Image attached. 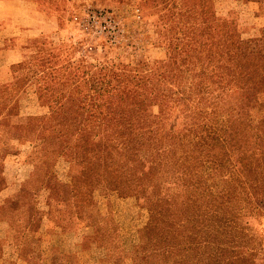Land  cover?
<instances>
[{
  "label": "trees",
  "instance_id": "trees-1",
  "mask_svg": "<svg viewBox=\"0 0 264 264\" xmlns=\"http://www.w3.org/2000/svg\"><path fill=\"white\" fill-rule=\"evenodd\" d=\"M0 1L7 11L16 0ZM20 1L31 5V0ZM151 1L160 5L168 71L158 72L152 63L128 68L111 58L100 64L75 61L65 42L38 36L36 50L29 54L31 65L16 72L13 85L5 87V95H16L26 84H34L38 98L49 108L46 115L38 116L34 127L7 128L32 143L31 151L42 158L37 170L43 174L33 190L28 191L25 183L21 192L13 185L0 192L7 238L12 239L16 221L25 222L24 216L14 218L15 209L27 211V223L39 218L37 193L42 190L47 192L49 214L62 218L63 211L68 215L63 218L67 224L73 222L76 212L80 222L91 225L107 217L99 210L95 189L132 194L136 184L129 166L142 160L167 164L188 159L185 179L189 194L183 199V208L169 227L157 231L153 241L133 251L138 262L264 264V230L241 222L243 216L261 214L264 178L248 182L235 160V153L251 144L258 145L264 159L261 28L246 27L244 31L227 16L232 26L220 35L210 26L215 0ZM19 25L27 35L32 33L27 24ZM221 48L229 58L215 65L214 57ZM56 85L61 87L55 90ZM223 87L253 104L254 114L247 118L245 130L215 97ZM146 112L157 114L159 132L149 120L133 130L122 127L126 118L139 119ZM52 126L65 127V137H47ZM61 156L70 162L67 181L60 180L54 169V161ZM22 195L30 201L18 203ZM0 227L6 231V223L0 221Z\"/></svg>",
  "mask_w": 264,
  "mask_h": 264
},
{
  "label": "rangeland",
  "instance_id": "rangeland-1",
  "mask_svg": "<svg viewBox=\"0 0 264 264\" xmlns=\"http://www.w3.org/2000/svg\"><path fill=\"white\" fill-rule=\"evenodd\" d=\"M220 1L215 0L210 24L218 34L224 35L231 28V22L227 21L230 16L242 30L260 27L259 34L264 35V0ZM27 3L16 0L7 11L0 4V192L9 185L21 192L25 183L30 191L43 180L42 172L37 170L42 158L35 157L32 143L19 136L17 130L7 128L34 127L38 116L46 115L49 108L38 98L34 84H26L16 95L4 94L5 87L13 85L16 72L31 65L29 54L36 50L34 44L38 36L56 43L65 42L75 61L84 59L100 64L101 60L111 58L128 68L152 63L161 73L168 71L170 65L167 45L161 35L163 25L157 1L31 0L30 4H35L36 9ZM91 12H105L111 16L113 25L106 31L96 26L98 23L92 25L88 20ZM99 20L104 21V18ZM21 22L32 30L30 35L22 31ZM12 27L14 32H11ZM228 58L221 48L214 57V64ZM59 87L53 86L55 90ZM215 97L231 110L238 126L245 130L247 118L254 114L253 104L248 99L238 98L228 87L215 92ZM146 120L159 132L158 116L153 112L143 113L139 119L128 117L122 127L133 130ZM66 132L65 127L52 126L46 135L50 139L63 138ZM43 160H46L44 156ZM235 160L248 182L264 178V159L258 145L251 144L237 151ZM54 163L60 180L67 181L69 158L61 156ZM189 163L188 159L167 164L142 160L129 166L127 170L136 184L134 192L124 196L117 191L95 189L99 210L107 217L91 225L80 222L76 212L72 215L73 222L67 224L63 218L68 215L63 211L62 218L49 214L45 190L37 193L41 214L34 222L27 223V211L15 209L14 218L24 216L25 222L14 223L12 239L7 238L8 223L4 220L7 216L0 210V221L6 223V231L0 227V233L3 231L0 264H140L133 251L153 241L157 231L169 227L183 208V199L189 194L185 179ZM23 195L18 203L30 201ZM64 207L59 204V208ZM260 210L259 216H243L242 224L264 230V199ZM261 256L264 257V251Z\"/></svg>",
  "mask_w": 264,
  "mask_h": 264
},
{
  "label": "built area",
  "instance_id": "built-area-1",
  "mask_svg": "<svg viewBox=\"0 0 264 264\" xmlns=\"http://www.w3.org/2000/svg\"><path fill=\"white\" fill-rule=\"evenodd\" d=\"M101 17L104 18V21L99 20ZM88 18L89 23L92 25H96L95 23H98L96 26H98L101 30L106 31L108 27L110 28L113 25L111 16L105 14V12H91L88 14Z\"/></svg>",
  "mask_w": 264,
  "mask_h": 264
},
{
  "label": "crops",
  "instance_id": "crops-1",
  "mask_svg": "<svg viewBox=\"0 0 264 264\" xmlns=\"http://www.w3.org/2000/svg\"><path fill=\"white\" fill-rule=\"evenodd\" d=\"M0 4L2 5L1 1H0ZM1 15H2V14H1V9H0V18L2 17ZM4 17L7 18L8 16H4ZM9 17H10V16H9ZM9 17H8V18H9Z\"/></svg>",
  "mask_w": 264,
  "mask_h": 264
}]
</instances>
